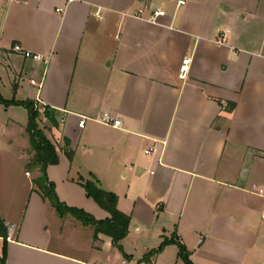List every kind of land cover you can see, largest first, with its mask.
I'll return each instance as SVG.
<instances>
[{
	"label": "crops",
	"instance_id": "0c3cea01",
	"mask_svg": "<svg viewBox=\"0 0 264 264\" xmlns=\"http://www.w3.org/2000/svg\"><path fill=\"white\" fill-rule=\"evenodd\" d=\"M180 1L0 0L1 96L55 115L39 127L59 200L109 219L82 185L95 177L131 218L132 257L41 196L28 112L0 104L5 264H145L165 239L194 264H264V0ZM106 112L122 127L98 123ZM153 263L185 264L175 244Z\"/></svg>",
	"mask_w": 264,
	"mask_h": 264
},
{
	"label": "trees",
	"instance_id": "16d2710c",
	"mask_svg": "<svg viewBox=\"0 0 264 264\" xmlns=\"http://www.w3.org/2000/svg\"><path fill=\"white\" fill-rule=\"evenodd\" d=\"M0 104L5 106H22L29 115V123L27 126V133L29 135L31 148L34 152V157L31 163L28 165L30 169H39L40 176L34 179L33 183L38 188L41 196L49 201L51 206L56 210L60 216L71 214L76 219L81 221L85 225H92L96 229V233H104L112 238L113 245L119 249L126 260H132V257L128 256L121 244V242L129 234V225L131 218L119 211L117 207L118 197L114 193L107 192L100 187L99 181L92 177L88 180H82V185L85 188L89 197L93 198L99 206L105 209L110 214V218L103 221H97L87 213L71 208L62 203L56 193V188L53 182H51L47 175V169L49 166L59 163V154L56 145L47 137L44 130L39 127V120L44 116L53 125H57L55 115L48 110L40 111L37 104L33 101L18 102L15 100L7 101L3 99L0 94ZM70 158L73 156V152H68ZM9 231L5 224V220L0 214V238L4 240L3 255L0 258V264H5L7 259V239ZM175 244L179 248V256L185 264H194L190 259V253L187 248L175 241L174 239H165L162 245L145 255L139 262L145 264H154L153 259L158 256L166 246Z\"/></svg>",
	"mask_w": 264,
	"mask_h": 264
},
{
	"label": "built area",
	"instance_id": "2783aa9c",
	"mask_svg": "<svg viewBox=\"0 0 264 264\" xmlns=\"http://www.w3.org/2000/svg\"><path fill=\"white\" fill-rule=\"evenodd\" d=\"M181 5L185 4V1H180ZM165 16V11L164 10H160V9H156L153 13V20L156 21L157 19L164 17ZM13 51L17 52V53H21L25 59H29V60H33V61H42L44 57L37 55V54H33L29 51H24L19 45H16L13 47ZM190 60L185 59L182 62V66L180 68V78L182 80H185L187 78V72L189 69V65H190ZM34 84V82H32ZM87 118L83 117L79 123V127L83 128L85 126ZM97 122L108 126V127H112V128H121L122 127V121L119 118H115L113 117V115L111 113H103L99 119H97ZM29 175V173H27Z\"/></svg>",
	"mask_w": 264,
	"mask_h": 264
},
{
	"label": "rangeland",
	"instance_id": "374dc122",
	"mask_svg": "<svg viewBox=\"0 0 264 264\" xmlns=\"http://www.w3.org/2000/svg\"><path fill=\"white\" fill-rule=\"evenodd\" d=\"M40 123H41V126L42 127H46V126H48L49 125V123H48V120L44 117V116H42L41 118H40ZM26 172H32L30 169H28V168H25V170H24V172H23V174H24V177H26ZM86 179H88V178H86Z\"/></svg>",
	"mask_w": 264,
	"mask_h": 264
}]
</instances>
